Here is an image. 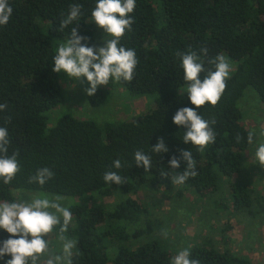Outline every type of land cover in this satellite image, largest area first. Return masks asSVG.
Masks as SVG:
<instances>
[{
	"label": "trees",
	"instance_id": "trees-1",
	"mask_svg": "<svg viewBox=\"0 0 264 264\" xmlns=\"http://www.w3.org/2000/svg\"><path fill=\"white\" fill-rule=\"evenodd\" d=\"M9 2L12 16L0 27V104L6 105L0 111V127L8 130V155L18 154L20 171L10 184L0 183V201L14 200L17 190L86 199L70 206L73 219L65 235L78 242L73 264H170L173 250L157 237L164 225L152 220V206L142 193L148 198L146 192L172 193L178 200L193 193L208 205L202 207L205 213L251 220L260 216L264 191L251 176L256 166L248 154L255 144L247 142L253 129L245 123L249 115L242 102L251 93L264 105V0H137L132 30L125 32L121 44L135 50L138 63L133 80L117 85L130 96L151 98V108L131 119L102 124L64 112L70 90L61 73L52 70L56 44L71 28L86 37L89 46H102L90 20L95 0ZM75 3L82 5V14L61 32L60 22ZM202 49L207 50L202 57L205 68H212L207 61L222 54L233 72L217 105L196 109L212 122L216 136L215 143L199 151L183 144L185 129L173 124L172 117L180 108H195L182 90L177 54H201ZM103 92L90 97L93 105ZM160 138L169 152L151 151ZM137 150L151 156L148 171L135 166ZM181 150L192 152L198 175L177 185L172 179L185 163L176 170L167 166ZM116 159L126 161L119 170L113 167ZM43 167L52 169L54 178L43 187L30 183ZM108 171H118L123 183L105 184ZM261 173L257 180L264 179ZM229 230L225 225L219 240L223 242ZM50 234L57 238L55 230ZM8 237L0 231V241ZM190 250L199 264H254L210 238Z\"/></svg>",
	"mask_w": 264,
	"mask_h": 264
},
{
	"label": "clouds",
	"instance_id": "clouds-1",
	"mask_svg": "<svg viewBox=\"0 0 264 264\" xmlns=\"http://www.w3.org/2000/svg\"><path fill=\"white\" fill-rule=\"evenodd\" d=\"M136 4L137 0H95L90 20L107 34L103 46H89L87 38L80 35L76 28H71L70 34L55 48L52 57L53 72L66 73L69 78L77 81L86 78L89 84L86 89L88 96L95 95L99 86L108 85L110 81L131 82L138 63L136 52L134 49L125 48L121 44V38L126 31L132 30ZM81 8L79 3L71 6L68 15L60 22L61 32L78 21L82 14ZM12 13L9 0H0V27L9 23ZM206 54V49H202L201 54L191 50L177 54L183 70L182 90L195 108H180L172 117L173 124L185 129L183 144L192 145L199 151L215 143L216 136L211 127L212 122L204 119L196 109L205 105H217L231 71L228 60L222 54L207 61L212 68H205L202 57ZM5 108L6 105L0 104V111ZM247 142L249 145L255 144L252 158L256 164L264 167V127L249 131ZM9 143L7 128L0 127V183L4 185L10 184L20 171L18 154L8 155ZM151 151L164 154L169 149L164 139L160 138L151 147ZM133 159L137 168H143L144 171L151 168V156L144 151H135ZM182 161L185 167L172 179V183L177 185H182L190 177L198 175L196 160L190 150H181L179 157L173 155L167 167L172 170L179 169ZM125 163L126 161L116 159L113 167L119 170ZM54 176L52 169L38 168L29 182L43 187ZM103 182L121 185L123 177L118 171H108L103 175ZM72 219L70 205L66 206L58 195L41 192L27 199L0 202V231L9 234L7 239L0 241V264H73L72 258L78 242L65 235ZM54 230L57 240L60 241L58 254L49 250V241L45 239ZM170 264H199V261L191 258V250L186 247L170 257Z\"/></svg>",
	"mask_w": 264,
	"mask_h": 264
},
{
	"label": "rangeland",
	"instance_id": "rangeland-1",
	"mask_svg": "<svg viewBox=\"0 0 264 264\" xmlns=\"http://www.w3.org/2000/svg\"><path fill=\"white\" fill-rule=\"evenodd\" d=\"M95 28L98 30V35L102 40L103 46L107 34L96 25ZM232 72L233 67H231L230 74ZM61 77L62 83L70 90L68 92L70 103L64 112H70L76 115V117L93 119L102 124L131 119L139 114L148 112L151 108V98L130 96L117 85V81L113 83L110 81L108 85L99 86L97 92L100 89L104 92L100 93V97H98V100L99 98L100 100L93 105L91 96L86 94V89L89 87L86 78L82 81H77L69 78L63 72H61ZM242 106L245 115H249V119L245 120L249 129L254 130L264 127V105L259 104L254 95L251 93L246 95ZM57 111H62V108L57 109ZM50 117L51 122L54 121L56 118L55 113ZM253 150L255 151V145ZM253 156L254 152L253 154H248L250 164H255L256 166V170H253V174H251L254 178L252 179L253 184H260L261 189L264 191V179L257 180V176L262 174L261 172L264 171V167L256 164V161L252 158ZM36 193L17 190L14 191L13 195L14 199H27ZM146 194L149 198L144 196L143 193L142 197H145L152 206L153 210L150 207L152 210V220L164 225V230L157 233L158 240L164 241L163 239H165L173 250L174 255L183 248L187 247L190 249L193 245L202 244L204 238H210V240L218 242L220 247L224 248L226 246L235 255L251 260L254 264H264V211L254 220L243 216L237 217L231 213L221 214L209 211V214L202 210L204 205H208L199 201L193 193H187L183 197V200H178L172 193L169 195V193L157 192L153 195L146 192ZM62 199L66 206L87 202L83 198L65 197ZM110 200L113 201L110 198L106 202L108 203ZM225 225H229L230 230L225 234L223 243L219 239H221ZM45 239L49 241V250L54 254H58L60 241L51 234H48V237H45Z\"/></svg>",
	"mask_w": 264,
	"mask_h": 264
}]
</instances>
